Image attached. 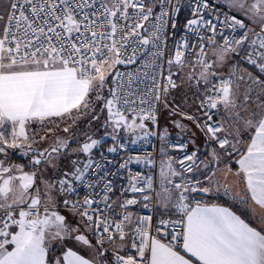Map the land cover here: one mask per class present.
Instances as JSON below:
<instances>
[{"label":"snow or ice","instance_id":"6c2138e0","mask_svg":"<svg viewBox=\"0 0 264 264\" xmlns=\"http://www.w3.org/2000/svg\"><path fill=\"white\" fill-rule=\"evenodd\" d=\"M157 2L160 12L155 15L156 24L152 25L150 32L144 28L143 22L153 17L154 6L146 4L145 0H8L4 6L0 13V264H48L49 248L54 242L65 249L55 264H264V101L260 100L264 95V80L247 73L252 85L259 86V91L252 100V87L249 86L238 103L240 86L237 84L234 90L233 77L239 71V64L232 65L226 79L215 71L231 54L239 55L247 43L250 50L244 51L242 58L264 75V0H224L229 12L242 13L259 27V32L227 12L222 14L223 19L220 13H215V19L206 18L205 11L210 9L208 0H194L192 18L187 20L185 28L194 34L195 41L182 37L176 42L174 58L167 60V77H163L162 66L156 65L166 83L161 88L153 76L152 87L139 103L147 104L148 94L154 103L146 109L141 107L139 114L133 115L129 122L125 111L137 112L136 101L128 99L130 93L122 95L124 85L121 80L127 75L130 84L134 77L131 72L115 71L113 74V70L118 65L134 64L137 53L144 46L155 49L149 54L145 67L163 56L162 49L167 46V17L169 11L173 16L180 12L181 0H175V4L173 0ZM165 4L169 6L168 10ZM129 8L138 9L134 14L136 22L125 24L127 31L117 39L118 21L130 19ZM172 27L175 28V23ZM98 28L105 31L97 35ZM224 28L233 32L239 28L243 35L239 39H229L223 36ZM141 29L148 35H142ZM201 29L212 35L202 34ZM218 34L223 37V44H217L215 37ZM206 44L216 57L211 62L207 59ZM186 53L194 55V61H187ZM173 65L178 69L199 67L198 73H188L190 81L195 79L197 85L203 82L206 86L204 98L200 101L206 119L197 122L196 126L204 133L206 146L213 142L218 146L208 153L211 159L207 162L199 161L197 151H192L178 163L183 172H192L193 165L198 168L203 163L207 169L209 164L219 165L222 156L236 154L238 169L233 174L245 187L243 195L237 192L233 198L250 209L248 222L229 207L202 203V197H197L211 189L204 187L199 179L185 178L169 158L160 166L159 191L155 193L159 219L153 234L151 215H135L128 210L129 206L138 203L137 199H125L118 205L121 213H116L117 205L109 195L113 192L112 181L106 179L108 173L101 175L105 165L91 155L100 146V139L85 133V141L70 149L72 136H57L48 148L33 147L38 143L37 137L44 141L48 139L47 133L53 131L45 129L46 123L59 127L67 118L75 124L82 115H87L92 109L93 96L103 103L101 111L107 109L104 127H112L113 141H117L121 129L130 133L139 130L143 134L138 137L140 139L156 135L149 131L145 120L156 123L155 103L161 102L162 96L165 107H168L169 87H176L172 79ZM109 75L115 87L109 88L105 96ZM144 75L147 77V72ZM213 77L217 78L218 84L212 83ZM221 107L229 120L235 117L231 132L223 123L213 121L212 110ZM186 118L195 119L190 115ZM71 126L66 125L63 132L69 133ZM176 127L185 128L179 122ZM229 136L233 138L229 139ZM166 137L167 130L161 134V141H166ZM173 147L185 149L187 145ZM10 149L18 151L22 157H30L29 165L37 171L42 165L43 171L49 166L55 169L54 161L62 151L86 156L84 161L71 160L72 171L65 170L59 177L54 172L52 178L41 181L49 203L53 200V189L66 197L77 193L78 186L93 190L83 197L82 202L79 199L63 200L66 207L70 206L78 214L76 226L55 211L54 204L51 208L43 205L41 211L40 189L37 187L34 195L29 193L36 183L37 171L24 172L23 165L11 163L5 166L10 160ZM116 151L115 146L108 149V152ZM161 153H164L163 147ZM131 159L129 157L121 163L120 168H125ZM136 162L153 163L150 158L139 156ZM93 168L98 170L95 175ZM14 169L20 173L18 176L4 178ZM227 171L231 173L232 170L228 167ZM130 176L127 190L143 194L142 199L146 202L143 207L149 208L152 197L146 192L153 190V177L139 173L135 176L130 173ZM176 177L180 178L179 182L174 179ZM205 178L211 181V176ZM142 183L146 187L139 186ZM224 189L225 194H229V186L225 185ZM17 209L18 219L14 215ZM251 221H255L256 226ZM13 226L18 231H9ZM89 234L95 237V244ZM70 243L90 250V257L73 250ZM105 245L111 246L110 259ZM129 246L135 249L134 255L126 251Z\"/></svg>","mask_w":264,"mask_h":264},{"label":"built area","instance_id":"2783aa9c","mask_svg":"<svg viewBox=\"0 0 264 264\" xmlns=\"http://www.w3.org/2000/svg\"><path fill=\"white\" fill-rule=\"evenodd\" d=\"M210 4V9L205 11V17L206 18H212L215 19V13L221 14V19H223V13H228L229 15H236L238 19H241L249 28L254 29L256 32H259L260 29L249 19H247L242 13L232 11L229 12V10L225 7V4L221 2V0H208ZM145 3L148 5H153V17H150L148 21H144V28L148 29V31H151L152 25L156 24V21L154 19L155 15H158L160 12V5L157 2V0H145ZM194 3V0H181V10L179 13L173 14L169 11V15L167 17V26L165 29V36L167 38V46L163 47V56L160 57L158 60L153 61L151 63H148V66L145 67V63L147 62V58L151 52H154L155 49L151 48V46H144L140 49V51L137 53L136 62L132 65H118L116 67L115 71H119L121 73H128L131 72L134 79L129 84L127 75L123 76L121 82L123 83L124 87L121 89L122 95L124 93H130L131 95L128 96V99L136 101L134 107L137 109V112H131V111H125V115H138L139 109L141 107L147 108L149 105H152L154 101L151 98V94L147 95V104L141 105L139 103V99L141 97H145L146 92L148 89L152 87V81L153 76L156 77V80L158 84L163 87L164 83H166V80L163 77H167L168 75V64L167 60L169 58H174L175 53V45L176 42L181 40L182 37H187L190 42L195 41V36L192 33H189L186 31L185 25L188 19L192 18L191 12H192V5ZM173 4H175V0H173ZM168 5L165 4V9L168 10ZM98 10V5L97 9ZM129 16L130 19L128 21H124L123 19L118 21V31L116 33V38L119 39L127 29L125 28V24H132L135 21V13L138 11V9H132L129 8ZM184 16L182 19V22H180V17ZM173 23H175V28L172 27ZM220 28L218 25V32ZM105 31V29L98 28L97 29V35H99L101 32ZM142 35H148V32H145L143 29L140 30ZM201 33L204 35H212V33L207 32L204 29H201ZM243 35V30L237 28L235 32H233L230 28H224L223 29V36L228 37L229 39H239V37ZM254 37V36H253ZM251 37V38H253ZM217 44H223V37L221 35H216L215 37ZM206 52H207V59L209 56V49L210 47L205 45ZM192 58L195 59L194 55L185 54V59ZM159 64L162 66L163 69V77H161L159 70L157 69L156 65ZM177 67L175 65L172 66V72ZM147 72V77H145L144 73ZM259 72V71H258ZM113 73V74H114ZM262 75V74H261ZM264 76V75H263ZM223 78H228V76H222ZM212 83L218 84L217 78L214 77L212 80ZM211 86V85H210ZM112 87H115V85L112 84ZM170 89V87H169ZM204 98V97H203ZM202 98V99H203ZM164 106V99L162 96V100L159 103H155V110H156V123L153 124L150 121L152 125V129L149 130L151 132L156 133V135L148 136L147 138L140 139L137 137L132 138H124L116 142L115 145H110L108 147H105L101 150H99L97 153L93 155V159L104 164V172L101 173L103 175L104 173H108L106 179L111 180L113 184V192L109 195L111 196L112 201L115 202V205L117 207L115 208V211L117 214L121 213V209L118 207L120 203H122L125 199H132L135 198L138 200V203L136 205L129 206V211L133 212L135 215H151L153 217L152 219V225H153V234H155V227L157 225L159 214L157 212L158 204L156 201L155 193L159 191L158 186V175H159V165L161 160H168L169 158L173 161V167L178 171L181 172V174L187 178V179H199L198 177L194 176V173L198 171L203 163L199 164V167L197 168L195 165H193V171L192 172H183L180 164L178 163L179 160L183 159L185 154H191L192 151H197V156L199 158V161H204L203 156L201 153L195 149L191 148L188 144V142L180 137L177 136H167L166 141H161L160 136V118L161 113ZM213 111V121L222 123L221 121V115L219 113V110H212ZM204 109H202V112L200 113L201 120L204 121L206 117L203 115ZM132 140H135V143H132ZM120 144H123L124 147H119ZM180 144H186L187 148L180 149L179 147H173V145H180ZM117 147L116 152H108V149L110 147ZM217 146V145H216ZM163 147L164 153H161V148ZM103 153V155H101ZM148 157L150 158L153 163L152 164H145V163H137L136 157ZM129 157L132 159L127 164L125 168H120V164L124 161L128 160ZM111 161V163H109ZM185 163H192L191 161H186ZM98 170L93 168L92 173L95 175V173ZM115 173V175H112ZM130 173L132 176H135L136 173H139L141 176L147 177L152 176L153 177V190L147 191L146 194L150 195L152 197L150 207L144 208L143 204L146 203L143 201L141 193H133L130 190H127L129 188V180L131 179ZM177 182H179V177L174 178ZM204 187H209L208 184L201 179H199ZM141 187H146L143 183L139 185ZM100 186H98L99 188ZM98 190V189H97ZM90 191H93L91 189H86L83 186H78L77 193L73 194L70 197H66L70 200H77L79 199L81 202L83 200V197L87 195ZM195 195V194H194ZM208 193H201L199 194V197L201 198V201H203L207 197ZM68 209H71V207H67ZM73 210V209H71ZM75 211V210H73ZM11 228V227H10ZM171 231V229H169ZM162 235V234H161ZM93 242L95 244V237L92 236ZM170 239V237H169ZM105 247H108V252L106 255L108 258H111V246L105 245ZM129 254H135V249H131L130 246L126 249ZM123 254V253H121Z\"/></svg>","mask_w":264,"mask_h":264},{"label":"rangeland","instance_id":"374dc122","mask_svg":"<svg viewBox=\"0 0 264 264\" xmlns=\"http://www.w3.org/2000/svg\"><path fill=\"white\" fill-rule=\"evenodd\" d=\"M224 3V0H221ZM255 25V24H254ZM253 37L252 39H254ZM250 50L248 49L247 43L244 46V49L241 50L240 54L237 55L235 53L231 54L230 57L227 59V62L222 67H217L215 71L221 75V76H229V73L232 69V65L238 63L239 64V71L236 73V75L233 77L234 84L233 88L235 90L236 85L239 84V100L237 101L240 103L243 100V93L248 89L249 86L252 87V92L250 93V96L252 97V100H255L256 94L259 91V86H254L251 83V80L248 79L247 73H251L253 77L258 78L262 80L264 78L258 76L255 74V70L258 71V69L255 68V66L250 65L247 63L245 59L242 57L244 56V51ZM216 57L213 55V49H209V56L208 60L211 62L215 60ZM187 61L191 62L194 61L192 58L186 59ZM115 70V69H114ZM113 70V73H114ZM199 67L197 66L195 69H192L191 67H184L183 69L176 68L173 71L172 79L176 83V87H171L168 90L167 96H166V102L168 107H165V103L163 106V110L161 113L160 118V132L164 133L165 130H167V136L169 133H173L172 135H180L182 137L187 138L189 142H195L192 145L196 148L197 144L205 145L206 137L204 133L196 126L197 122L202 123L200 113L202 112V109L200 108V101L204 97V93L206 90V86L201 82L199 85L196 84L195 79L189 80L188 79V73L193 72L198 73ZM260 74V73H259ZM240 77H243V79H240ZM214 77L212 78V80ZM207 87H210L208 85ZM112 88V76L109 75L107 78V84L104 90L105 96L108 95V89ZM252 100L249 101L250 104H252ZM260 100L264 101V95L260 96ZM92 109L88 111L87 115H82L79 119L76 120L75 124H72V121L70 119H65L64 122L59 124V127L56 126L54 123H46L45 129L51 128L53 131L50 133H47L48 139L44 141H39V137H37V144H34V148H48L50 147L55 138L57 136L65 137V136H72V139L70 140L69 148L75 149L79 145H81L85 141V133L88 135H91L95 139H100L101 144L97 149H94L92 152L93 155L97 152V150H101L105 147H108L110 145H115L117 141L124 139V138H132L142 135V132L139 130L136 133H130L125 132L123 129H121L118 132V138L117 141L112 140V134L113 129L111 126L104 127L105 120L107 119V109H104L101 111L103 107V103L96 101L94 99V96L92 97ZM254 106V105H253ZM219 113L221 115V121L224 125V128L231 132L233 130L232 126V120L235 119V117H232V120H229L228 115L224 112L223 108L221 107L219 109ZM244 113L241 112V115ZM193 116L194 120H189L186 118V116ZM94 116H98V119H93ZM132 115L128 116L129 122H131ZM176 122H179L180 124L184 125L185 128L181 129L176 127ZM145 123L147 125V128L151 129V123L149 120H145ZM72 125L70 127L69 133H64L63 128L66 125ZM37 127V126H34ZM41 134H44L41 132ZM191 134V135H189ZM226 133H222L221 135H224ZM31 135V132H30ZM190 137H189V136ZM189 137V138H188ZM233 137L229 136V139H232ZM212 147H217L216 144L213 142L211 143ZM242 150V149H241ZM12 158L17 160H23L27 165L28 169L37 171L36 169L32 168L29 165L30 157H22L19 155L18 151L11 150ZM55 155V154H54ZM79 159L81 161L86 160V156L83 153H72L69 155L67 151H62L59 157L54 161L56 164V168L53 169L52 167H48L47 171H43L44 166L41 167L40 171H37L36 176V184L38 188L39 183L41 182V179L46 178H52L53 173L55 172V176L59 177L63 171H72V165L71 160ZM166 160H161L159 165V170L161 166V162ZM219 170V169H218ZM41 172H43V175H41ZM221 179V176H220ZM36 188H32V191L35 192ZM52 194H54V200H61V206L58 209V213L63 215L66 218V221L73 224L72 226H76L77 222L79 220V216L77 213H75L73 210L68 209L64 204L63 200L66 198V196L59 194L57 189H53L51 191ZM72 220V222H71ZM89 239L91 240L90 234ZM117 243L119 244L120 241L117 238Z\"/></svg>","mask_w":264,"mask_h":264},{"label":"crops","instance_id":"0c3cea01","mask_svg":"<svg viewBox=\"0 0 264 264\" xmlns=\"http://www.w3.org/2000/svg\"><path fill=\"white\" fill-rule=\"evenodd\" d=\"M7 2H8V0H0V13H2L4 11V6L7 5ZM255 71H256V73L259 74V72L257 70H255ZM172 134L173 133H169V135H172ZM189 135H191V134H189ZM178 136H181V134ZM189 143L192 147H194L191 142H189ZM212 148L213 147L211 144L206 146V145H201L198 143L197 147L195 149H197L201 153V155L204 158V161L207 162V160L211 159V157L208 155V153L211 152ZM9 152L11 153V149L9 150ZM12 157L13 156L11 154L10 160L6 161L5 166H7L8 163H11L13 165H23V171L24 172H32L33 171L31 169L30 170L28 169V165L23 160L13 159ZM236 159H238V156L236 154H233L232 157H223L222 156L221 162L219 163V165L209 164V167L206 169L204 167V164H203L202 167L194 173V176H196L199 179H201L202 181L206 182L208 184L209 188L211 189L210 192H208L207 197L203 201H201L202 203L218 204L220 206L229 207L231 210L236 212V214L241 215L242 218L246 219V222H248V218L251 215L250 209H248L246 207V205L244 203H242L239 199L233 198V194L237 193V192H239L241 195H243L244 194L243 190L245 187L243 182H238V178L233 174L238 169V165L235 163ZM41 167H43V166H41ZM228 167L231 168V170H232L231 173H228V171H227ZM213 171H215V175H212ZM159 172H160V170H159ZM19 174L20 173L14 169L11 173L6 174L4 178H7L8 175L18 176ZM207 176H211V181H209L208 179L205 178ZM220 176H221V179H220ZM48 179L49 178L44 177L41 179V181L42 180H48ZM15 183L18 184V181ZM37 185L38 184L35 183L33 188H37ZM225 185L229 186V188H230V192L227 195L225 194V189H224ZM158 186H159V175H158ZM39 187H40L39 189H40L41 205H42L41 211H43V205L47 204L51 208L52 204H54L55 205V211L58 212V209L61 206V202H60L61 200H54V194L51 193L53 200L51 203H49L48 199H47L46 188H45L44 183H39ZM29 193L32 195L35 194V192H33L32 189L29 190ZM249 203L253 204V202H251L250 200H249ZM253 206L257 207V210H259L258 206H255L254 204H253ZM21 207L26 208L27 205H22ZM158 207H159V205H158ZM14 215L16 216L17 219L19 218L18 217V209L14 212ZM71 222H72V220H71ZM251 223L253 226H256L255 221H251ZM71 225H73V224H71ZM9 231H18V228L13 226L9 229ZM90 237H91L92 243L94 244L91 235H90ZM69 246L73 247V250L78 251L79 254L84 255L86 258L90 257V250H85V248L83 246L75 245V244H71V243L69 244ZM64 250L65 249L62 245L54 242L53 245L49 248V253H48V257H47L48 264H55L56 259L58 257H62Z\"/></svg>","mask_w":264,"mask_h":264},{"label":"trees","instance_id":"16d2710c","mask_svg":"<svg viewBox=\"0 0 264 264\" xmlns=\"http://www.w3.org/2000/svg\"><path fill=\"white\" fill-rule=\"evenodd\" d=\"M183 18H184V16H181V17H180V22H182V19H183ZM254 72H255V74H257L258 76L262 77L261 74L256 73V71H254ZM262 80H264V78H263ZM151 129H152V125H151ZM151 129H150V130H151ZM161 134H162V133H161ZM168 136H177V137H180V138L186 140L191 148H194V147H192V146L190 145L189 141H188L185 137L178 136V135H168ZM98 151H99V150H97V152H98ZM97 152H96V153H97Z\"/></svg>","mask_w":264,"mask_h":264}]
</instances>
